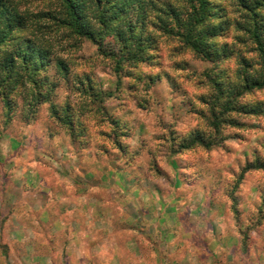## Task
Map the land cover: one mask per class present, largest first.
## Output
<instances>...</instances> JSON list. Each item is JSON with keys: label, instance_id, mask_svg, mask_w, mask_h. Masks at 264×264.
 Instances as JSON below:
<instances>
[{"label": "rangeland", "instance_id": "obj_1", "mask_svg": "<svg viewBox=\"0 0 264 264\" xmlns=\"http://www.w3.org/2000/svg\"><path fill=\"white\" fill-rule=\"evenodd\" d=\"M15 1L28 15L47 16L40 21L42 28L34 29L35 36L70 68L66 80L59 77L55 103L67 107L88 131L73 141L49 104L26 123L20 110L9 119L0 102V189L18 200L14 224L31 225L24 214L25 178L32 187L43 181L45 195L36 190V196L52 216L77 217L63 225L61 217L57 220L74 242L89 217L104 224L105 235L111 234L104 236L106 252L93 253L87 248L101 241L102 233L84 236L82 262L184 264L197 262L204 252L207 264H264V170L243 172L248 163L264 162V89L248 91L241 101L262 105V112L233 113L236 123L224 127L218 145L186 151L180 146L194 132L214 134L201 96L212 92L206 74L235 79L237 68L246 74L238 62L243 56L251 59L249 74L261 71L247 35L235 25L226 28L215 43L227 47L230 58L216 64L149 26L156 43L147 56L153 59L137 67L123 63L118 72L116 61L97 44L55 25L58 3ZM216 5L229 18H238L236 0H216ZM107 42L119 50L114 39ZM6 223L7 218H0V252L8 249L16 260L23 244L11 234L2 235ZM32 225L36 247L41 244L54 264H69L68 236H57L55 245H62L63 252L54 254L48 223ZM230 235L235 239L227 240Z\"/></svg>", "mask_w": 264, "mask_h": 264}, {"label": "trees", "instance_id": "obj_2", "mask_svg": "<svg viewBox=\"0 0 264 264\" xmlns=\"http://www.w3.org/2000/svg\"><path fill=\"white\" fill-rule=\"evenodd\" d=\"M47 1L59 4V15L53 17L55 25L66 28L78 40L97 44L104 56L113 57L118 72L123 63L137 67L153 59L147 56L156 43L149 26L163 35L178 38L196 56L216 64L230 58L227 47L215 43L226 28L235 25L236 31L247 35L255 47L261 71H257L256 76L249 74L251 59L243 56L238 62L242 61L246 74L242 68H237L235 79L206 74L212 92L201 96L214 134L206 137L201 131L192 133L181 142L183 151L195 146L211 149L218 145L224 127L236 123L233 113L262 112V105L248 106L241 101L248 91L264 89V12H261L264 0H236L234 13L239 14L238 18H229L223 8L221 12L216 0ZM153 15L154 20L151 19ZM46 17L28 15L15 0H0V102L9 119L20 110V117L26 123L36 120L40 106L49 104L52 116L68 127L74 141L88 129L83 124L79 127L67 107L55 103L60 78L66 80L70 68L64 60L54 57L49 45L41 43L35 36L34 29H41L42 26L38 27L40 21ZM214 19L218 22L212 23ZM108 39L115 40L120 47L118 51L107 42ZM150 79L158 81L155 76ZM118 126L122 127L121 124ZM183 151H177V154H183ZM250 170H264V162L248 163L243 172ZM243 179L240 178V182ZM170 233L168 237L172 235ZM234 239L230 235L227 240ZM47 241L51 242L50 237Z\"/></svg>", "mask_w": 264, "mask_h": 264}, {"label": "crops", "instance_id": "obj_3", "mask_svg": "<svg viewBox=\"0 0 264 264\" xmlns=\"http://www.w3.org/2000/svg\"><path fill=\"white\" fill-rule=\"evenodd\" d=\"M29 170L40 173V171H35V170H32L31 168ZM4 172L7 173L6 171ZM5 177L6 176L4 175V178ZM24 184L26 185V188L25 190L23 189V194L25 195V197L28 198L27 200L28 202H25V207H24L25 213L24 214L26 216L25 219L30 221L31 223V225L29 226H24L22 224H19L18 226H16L14 224L16 220H19V218L17 217L18 214L16 211V205L19 204L18 200L12 198V196L9 195L8 190H6V193H4L2 192L3 190L0 189V218L1 219L7 218V223L5 224V227L1 231V233L2 235L3 234L5 235L7 233L11 234L10 237H12V240L20 241L19 243L23 244L22 246H20L21 255L16 260L13 259L12 256L7 255L9 253L8 249L1 251L0 258H2L3 260L1 261L0 259V264H54L55 263L52 260L53 256H49L48 254H46L45 253L46 250L42 248L43 246L41 244H39L40 246L36 247L35 242L37 238V231L35 227L32 225V221L33 222L37 221L38 224L44 225V226H46V224L48 223L49 226H48L47 236L50 237L51 242L55 246L53 249H51L52 252H54V254L63 252L62 245H59V246L55 245V244H59V239L57 238V236H60V235L68 236V239H67V243H68L67 244V252H68L67 256L68 257L67 258H68L69 264H94L90 262L89 263L82 262L83 252H85V249H86L84 247V236L85 237L88 236L89 238L90 235L95 236L97 235V233L98 234L102 233L103 235L102 240L91 245L92 247L90 246L91 248H87V251L91 253L99 252V251L106 252L104 236H110L111 234L110 235L104 234L105 233V230L103 228L104 224H102L101 221L100 223L94 222V220L92 221L89 217L90 221H87L86 224H84L83 226V229L85 230H83V232L79 234V238H78L79 242L78 241L74 242L72 237H70L69 235H64L62 233L63 232L62 228H59V226H57V220L61 216L60 215L52 216V212L47 208L46 202H43L40 198L36 196V190L39 191L40 194L45 195V193H43L41 189L44 186L42 185L43 181H41V184L39 185H33L36 187L38 186L37 188L32 187V185L28 186L25 178H24ZM75 210H78V209H75ZM75 212L77 211L73 210L72 215L73 214L75 215ZM73 219L75 220L77 219V217ZM73 219L72 217H70V219L68 217H66V219H64V217H61L62 221H61V224L59 225H63L64 223H67L68 220H73ZM50 221L51 223L49 224ZM14 238H16L17 240H15ZM124 245H127V243ZM58 247H60V249ZM204 256H205V253L202 252V257L201 258L199 257L197 262H185L184 264H207ZM112 262L111 263L109 262L108 264H113ZM135 264H142V263H139L138 261H136ZM152 264H163V263L162 262L157 263L156 261H154V263ZM172 264H176V263L172 262Z\"/></svg>", "mask_w": 264, "mask_h": 264}]
</instances>
